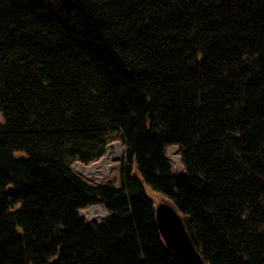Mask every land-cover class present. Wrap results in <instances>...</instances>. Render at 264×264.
<instances>
[{
  "label": "trees",
  "instance_id": "1",
  "mask_svg": "<svg viewBox=\"0 0 264 264\" xmlns=\"http://www.w3.org/2000/svg\"><path fill=\"white\" fill-rule=\"evenodd\" d=\"M0 114V264H183L145 187L206 264H264V0H0ZM118 133V186L72 172Z\"/></svg>",
  "mask_w": 264,
  "mask_h": 264
},
{
  "label": "rangeland",
  "instance_id": "2",
  "mask_svg": "<svg viewBox=\"0 0 264 264\" xmlns=\"http://www.w3.org/2000/svg\"><path fill=\"white\" fill-rule=\"evenodd\" d=\"M2 122H3V119H2L1 114H0V124ZM113 137L114 138L105 145L104 151L99 158L91 160L88 163H83L78 159L72 160L69 163V167L72 170V172H74L78 177H80L82 180H84L87 184H89L91 186L101 187V186H104V185L109 184V183H111L115 186H118L121 182V175H122L121 174V171H122L121 167H122L123 158H124L126 148H125V145L121 139L120 133L114 135ZM107 148H109V150L111 152L110 153L111 154V159H110L111 164L112 165L114 164L116 167L111 169L110 170L111 172L109 171V173L107 175H104L105 177H102L103 179H101V181L96 182L95 181L96 178L94 175H92L90 177H86V176L82 175L81 173H78L75 170L79 164H84L86 166H89L95 162L100 161L102 159V157L106 154ZM119 151H122L120 156L118 155ZM165 157L171 166V171H172L173 175H183L185 173L183 160H182V157L180 154L179 147L177 145L168 146L165 149ZM178 159H180V161L182 163L181 167L177 162ZM104 174H105V172H104ZM144 189H145L146 195L153 201L154 206H156L160 202L166 201L160 194H157L156 192L152 191L150 188L145 187ZM94 208H96V209L98 208V209L96 210L94 220L90 221L86 218L85 212L92 210ZM79 216L84 221V223L87 227H95V226L101 225L108 218L109 213L102 205H92V206L86 207L84 209H81L79 211Z\"/></svg>",
  "mask_w": 264,
  "mask_h": 264
},
{
  "label": "water",
  "instance_id": "3",
  "mask_svg": "<svg viewBox=\"0 0 264 264\" xmlns=\"http://www.w3.org/2000/svg\"><path fill=\"white\" fill-rule=\"evenodd\" d=\"M154 210L156 226L165 247L183 264H206L175 207L163 201L154 206Z\"/></svg>",
  "mask_w": 264,
  "mask_h": 264
},
{
  "label": "bare ground",
  "instance_id": "4",
  "mask_svg": "<svg viewBox=\"0 0 264 264\" xmlns=\"http://www.w3.org/2000/svg\"><path fill=\"white\" fill-rule=\"evenodd\" d=\"M117 146V145H116ZM110 150L109 148H107V152L106 154L102 157V159L98 162H95L89 166H86L84 164H79L77 167H76V171L78 173H81L82 175L86 176V177H90L92 175L95 176L96 178V182H99L101 181V179H103L102 177H105L104 175H107L109 173V171L113 168H115L116 166L113 164H111V154H110ZM122 153V151H119L118 155L120 156ZM178 164L180 165L181 167V161L180 159H178ZM118 164V163H117ZM105 174H104V172ZM111 172V171H110ZM103 175V176H102ZM110 175V174H109ZM105 181V180H104ZM98 209V208H97ZM96 208L92 209V210H89V211H86L85 212V216L88 220H94L95 218V214H96ZM97 220V219H96Z\"/></svg>",
  "mask_w": 264,
  "mask_h": 264
}]
</instances>
